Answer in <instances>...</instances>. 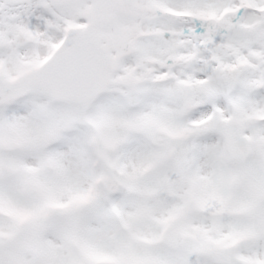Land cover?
I'll list each match as a JSON object with an SVG mask.
<instances>
[{
    "label": "snow or ice",
    "instance_id": "1",
    "mask_svg": "<svg viewBox=\"0 0 264 264\" xmlns=\"http://www.w3.org/2000/svg\"><path fill=\"white\" fill-rule=\"evenodd\" d=\"M0 264H264V0H0Z\"/></svg>",
    "mask_w": 264,
    "mask_h": 264
}]
</instances>
